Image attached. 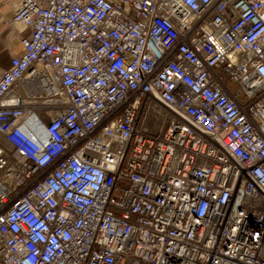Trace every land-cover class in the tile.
<instances>
[{"label":"built area","instance_id":"2783aa9c","mask_svg":"<svg viewBox=\"0 0 264 264\" xmlns=\"http://www.w3.org/2000/svg\"><path fill=\"white\" fill-rule=\"evenodd\" d=\"M0 71V264H264V0H24Z\"/></svg>","mask_w":264,"mask_h":264},{"label":"crops","instance_id":"0c3cea01","mask_svg":"<svg viewBox=\"0 0 264 264\" xmlns=\"http://www.w3.org/2000/svg\"><path fill=\"white\" fill-rule=\"evenodd\" d=\"M24 0H0V71L11 59L23 53L21 35L24 28L11 20Z\"/></svg>","mask_w":264,"mask_h":264}]
</instances>
